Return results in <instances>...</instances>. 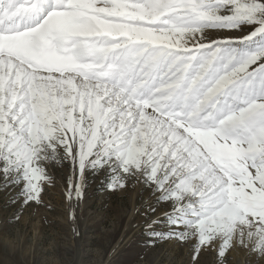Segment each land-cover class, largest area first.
I'll return each instance as SVG.
<instances>
[{
  "label": "snow or ice",
  "instance_id": "1",
  "mask_svg": "<svg viewBox=\"0 0 264 264\" xmlns=\"http://www.w3.org/2000/svg\"><path fill=\"white\" fill-rule=\"evenodd\" d=\"M65 162L70 204L142 185L150 243L261 264L264 0H0V191L39 205Z\"/></svg>",
  "mask_w": 264,
  "mask_h": 264
},
{
  "label": "rangeland",
  "instance_id": "2",
  "mask_svg": "<svg viewBox=\"0 0 264 264\" xmlns=\"http://www.w3.org/2000/svg\"><path fill=\"white\" fill-rule=\"evenodd\" d=\"M48 170L53 183L44 184L39 205L10 203L15 192L0 191V264H192L188 245L175 240L149 242L143 210L150 198L142 185L108 191L103 174L88 172L82 198L70 204L65 195L70 164L50 165ZM156 207L157 213L151 215L163 212V206ZM120 238L122 246L113 249ZM244 251L230 252L227 264H256L255 257ZM215 260V253L209 252L199 264Z\"/></svg>",
  "mask_w": 264,
  "mask_h": 264
},
{
  "label": "bare ground",
  "instance_id": "3",
  "mask_svg": "<svg viewBox=\"0 0 264 264\" xmlns=\"http://www.w3.org/2000/svg\"><path fill=\"white\" fill-rule=\"evenodd\" d=\"M133 214H134V212L132 211L131 212V216H133ZM133 222V221H132ZM123 234V233H122ZM134 236V235H133ZM121 237V236H120ZM122 238H123V236H122ZM122 238H120V240L119 241H117V243H116V245L114 246V248L113 249H116V250H119V248H120V246H122V243H121V240H122ZM113 246V245H112ZM111 249V248H110ZM114 252H115V250H114ZM244 253H245V251H244ZM110 255H111V253H110ZM247 256V255H246ZM249 256V255H248ZM252 259V258H251ZM246 260H248V259H246ZM251 263V262H250ZM249 263V264H250Z\"/></svg>",
  "mask_w": 264,
  "mask_h": 264
}]
</instances>
